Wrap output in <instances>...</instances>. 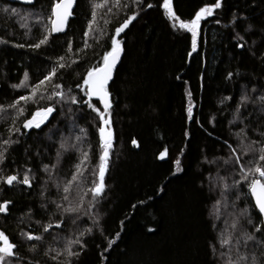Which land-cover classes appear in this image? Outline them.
Instances as JSON below:
<instances>
[{
	"label": "trees",
	"instance_id": "obj_1",
	"mask_svg": "<svg viewBox=\"0 0 264 264\" xmlns=\"http://www.w3.org/2000/svg\"><path fill=\"white\" fill-rule=\"evenodd\" d=\"M58 2L0 0V105L29 94L13 87L25 73L34 85L59 58L70 64L57 71L45 93L63 92V98L28 103L18 119L12 109L0 113V143L11 141L0 163V203L11 202L0 213V231L18 252L11 264H228L239 256L248 258L239 264H264L263 219L239 167L255 159L247 151L252 142L264 145V0H220L221 7L199 22L195 50L192 32L179 23L191 22L217 0H172L178 20L167 15L164 0H121L120 7L109 0L107 8L96 9L98 22L89 35L94 5L103 0H77L67 30L32 47L50 29ZM113 37L124 48L108 87L113 148L104 194L93 201L84 192L100 163L104 125L84 102L87 89L78 85L103 64ZM91 104L104 111L99 100L91 98ZM47 107L54 110L45 124L23 126ZM13 126L19 131L10 133ZM81 150L89 154L84 179L65 201L63 187ZM46 165L55 168L46 172ZM26 170L31 187L4 182L9 175L22 179ZM57 204L80 210L65 213ZM28 232L42 240H26L21 233ZM77 238L83 248L72 244L80 254L69 257L66 248ZM226 238L232 243L222 246Z\"/></svg>",
	"mask_w": 264,
	"mask_h": 264
},
{
	"label": "snow or ice",
	"instance_id": "obj_2",
	"mask_svg": "<svg viewBox=\"0 0 264 264\" xmlns=\"http://www.w3.org/2000/svg\"><path fill=\"white\" fill-rule=\"evenodd\" d=\"M30 2V0H28ZM74 3V0H59L58 3H56L55 8L53 10L52 16L49 17L50 20V29L48 30L47 34L44 36L43 39L39 41V43H36L32 45V47L39 48L41 45H44L47 43L48 35L54 32H61L64 31L66 23L68 18L71 16V8ZM109 4V0H103V3L94 5V10L92 12V20L88 25V32L85 33V35H89L94 32V25L97 24V16L98 12L96 9H103L107 8ZM114 5L116 7H120L121 0H114ZM148 7H152V5H148ZM163 7L166 9L167 15L172 18L173 20H178L179 18L176 16V13L173 10L172 7V0H164ZM221 7L220 0H217V2L210 7L202 8L195 16V18L191 22H183L181 21L179 23V27L182 29H187L192 32L193 34V48L195 50L196 45V29L199 27V22L201 19L205 18L206 16H211L214 13L215 9H218ZM12 11H15L13 9ZM108 11H111V8H108ZM54 17V18H53ZM136 18L135 15L129 17L126 19L119 27L115 29V37H118L120 33L124 32L125 29L128 28V26L131 24L132 20ZM219 22V21H217ZM173 26H176L175 24ZM113 37L111 39V50L108 51L103 56V66H94L91 68L87 74L86 78L83 81V84L78 85L81 89H87L86 95L89 97L88 100L84 101L86 104H88L90 107L93 108L94 111H96L99 115V118L103 122V125L99 129L100 138H101V155H100V163L98 165V168L92 173V175L95 177V179L92 180V187L88 188L86 192H84V195H87L88 193H91L92 200L95 201L99 197H101L104 194L106 185L104 183L105 175L108 171V161L110 159L111 149L113 148V133L111 131V113L110 109L112 107L111 104V93L108 91V83L112 79V72L113 69L118 62L120 55L123 51L122 48V41ZM22 46V45H21ZM243 47V45H240ZM87 47V44L85 45ZM69 51H71V48H69ZM82 51V50H81ZM64 58H59L56 67H53L50 72L44 77L43 80L38 81L34 85H29V76L27 73L24 74V80L21 81L17 85H13L15 88H26L29 89V94L23 95L18 97L13 103L8 105H0V113H6L9 109L15 110V118L18 119L20 116L24 115L25 106L28 103H39L40 100L43 99H52L53 95L63 98L64 93L63 92H55L52 95L45 96V93L47 92L48 86L51 84V81L56 76V73L59 69L70 67V64L63 63ZM55 88H60L61 85H53ZM97 97L99 100L103 103L104 111H101L100 108L95 107V105L91 104V98ZM72 101L78 102L75 97L71 98ZM246 99V98H245ZM54 109L51 107L43 108L38 111H36L31 119H27L24 122L25 128H32L37 127L39 128L42 123L47 119V117L51 114V112ZM191 107H189L188 112L191 114ZM19 129L13 127L9 128V132H18ZM83 132V130H81ZM243 131V130H242ZM237 136L241 135V133H237ZM264 135V134H262ZM77 141L81 140V137H76ZM11 141L9 139H5L0 143V163L3 162V159L5 158V152L7 151V146H9ZM132 143L139 146L137 141L133 140ZM257 142H252V145H255ZM250 145L247 149L248 152H252L255 155V159L252 161H249L250 166L245 167L243 164H239V167L241 169V178L248 182L249 189L252 193V195L255 197L256 205L259 208V211L264 214V167H261V163L264 162V145H261L259 147H254ZM75 147V145H73ZM61 148H64V145H61ZM233 153H235V149H232ZM167 155V149L164 150L160 154V159H164ZM59 157V153H58ZM89 159V154L87 151L81 150V158L80 163L75 166V171L72 175L71 180L65 183L63 187V192L66 194L63 196V200L68 201L69 194L72 193L74 186L76 188H79V185L84 179V173L86 171L85 165ZM241 157L236 156L235 163H239ZM180 161L177 159L176 164L179 165ZM55 168V165L51 166V169L49 166H45L46 172H51L52 169ZM30 170H26V173L23 175V178L21 179L18 175H9L6 178H4V182H6L8 185H13L14 183H22L24 185H27L31 187V177L27 174ZM177 171H180L179 167L177 168ZM225 188H227V184H225ZM11 202L10 201H4L0 203V213H6L8 211V206ZM58 209L62 208V211L65 213H73V212H79V207H72L71 204L68 207H63L61 204L56 205ZM94 206V205H93ZM63 221H60L55 226L59 227L60 224H62ZM54 225L48 224L47 227H45L44 231H49ZM232 227H235V224L232 225ZM259 230V229H257ZM86 232L90 233L92 231L91 228H88L85 230ZM85 233L81 232L80 236L82 237ZM21 235L29 241H35V240H42V236L34 235L31 232L28 233H21ZM247 240H253L254 238L252 236H247ZM111 243H114V241H111L109 246H111ZM222 246L230 245L232 243L231 238L222 239L220 241ZM72 244H80L81 248H83L82 241L77 238L76 240L69 241V246L66 248L67 255L69 257L78 256L79 252H73L71 250ZM35 246H33L34 250ZM223 255L227 256V253H224ZM18 256V252L16 251V245L11 243L9 241V238L3 231H0V264H11V258ZM57 256H54L53 259H57ZM248 258L246 256H239L237 260H232L230 257L228 259V264H239V261L247 260ZM255 260V258H253Z\"/></svg>",
	"mask_w": 264,
	"mask_h": 264
},
{
	"label": "water",
	"instance_id": "obj_3",
	"mask_svg": "<svg viewBox=\"0 0 264 264\" xmlns=\"http://www.w3.org/2000/svg\"><path fill=\"white\" fill-rule=\"evenodd\" d=\"M10 1H12V2L17 1V2H20V3H22V4H33L36 0H30V2H28V0H10ZM76 4H77V0H74V3H73L72 8H71V13H72V14H71V16L68 18V20H67V23H66V26H65L64 31H61V32H65V31L67 30V27H68L69 21H70L71 17L73 16V10H74ZM55 5H56V4H55ZM55 5H54V7H53V10H54V8H55ZM53 18H54V17H53ZM57 33H59V32H54V34H57ZM122 48H123V46H122ZM123 53H124V48H123V51H122V53H121V55H120V58H119L118 62L116 63V65H115V67H114V69H113V72H112V79L109 81V83H108V87L110 86V84L112 83V81H113V79H114V77H115L116 69H117V67L119 66V64H120V62H121V60H122ZM101 66H103V64H102ZM92 99L99 100V98H97V97H92ZM99 101H100V100H99ZM100 102H101V101H100ZM101 104H102V106H103V103H102V102H101ZM111 104H112V100H111ZM37 111H38V110H37ZM51 115H52V112H51L50 116H51ZM31 118H32V117H31ZM31 118H30V119H31ZM250 193H251V191H250ZM251 196H252L253 201H254V203H255V205H256V200H255V197L252 195V193H251ZM256 207H257V205H256ZM257 209H258V211H259V208H258V207H257ZM259 213L261 214L262 219H263V223H264V214H262L260 211H259Z\"/></svg>",
	"mask_w": 264,
	"mask_h": 264
},
{
	"label": "flooded vegetation",
	"instance_id": "obj_4",
	"mask_svg": "<svg viewBox=\"0 0 264 264\" xmlns=\"http://www.w3.org/2000/svg\"><path fill=\"white\" fill-rule=\"evenodd\" d=\"M49 118H51L50 115L47 117V119H46V120L44 121V123H42L41 125L45 124V123L49 120ZM41 125H40V126H41ZM32 128H34V127H32Z\"/></svg>",
	"mask_w": 264,
	"mask_h": 264
},
{
	"label": "bare ground",
	"instance_id": "obj_5",
	"mask_svg": "<svg viewBox=\"0 0 264 264\" xmlns=\"http://www.w3.org/2000/svg\"><path fill=\"white\" fill-rule=\"evenodd\" d=\"M40 110V109H39ZM28 129H31V128H28Z\"/></svg>",
	"mask_w": 264,
	"mask_h": 264
}]
</instances>
